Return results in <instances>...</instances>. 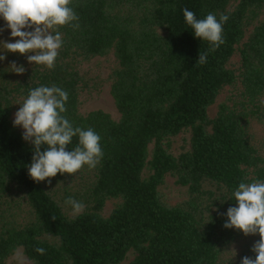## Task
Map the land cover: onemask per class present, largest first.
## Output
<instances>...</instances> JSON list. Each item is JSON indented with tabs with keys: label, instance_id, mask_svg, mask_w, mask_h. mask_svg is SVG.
Here are the masks:
<instances>
[{
	"label": "trees",
	"instance_id": "obj_1",
	"mask_svg": "<svg viewBox=\"0 0 264 264\" xmlns=\"http://www.w3.org/2000/svg\"><path fill=\"white\" fill-rule=\"evenodd\" d=\"M232 1L71 0L79 27L57 26L63 45L55 67L33 62L17 81L0 72V264L19 247L32 264H119L130 251L129 264H241L244 256L255 258L251 248L258 233L240 260L220 259L222 249L244 234L224 227L222 214L236 206L234 190L240 182L264 180V151L254 146L249 130L253 119L264 126V19L245 38L264 0L230 6ZM184 8L198 19L210 12L229 17L225 43L208 52L204 64L196 63L198 54L210 44L194 36ZM237 46L235 73L228 63ZM110 51L118 62L110 75L117 121L99 109L85 115L78 110L79 94L87 87L79 63ZM53 84L69 94L66 118L98 133L104 152L87 191L90 207L72 216L42 181L29 176L33 145L10 121L14 99L23 101L30 89ZM236 84L238 90L210 117L221 90ZM186 130L189 148L172 155L169 137ZM77 143L74 137L67 150ZM146 167L151 173L144 178ZM166 174L186 186V200L162 201L158 187ZM108 198L119 203L104 217L100 212ZM23 204L32 220L19 225L11 215Z\"/></svg>",
	"mask_w": 264,
	"mask_h": 264
},
{
	"label": "clouds",
	"instance_id": "obj_2",
	"mask_svg": "<svg viewBox=\"0 0 264 264\" xmlns=\"http://www.w3.org/2000/svg\"><path fill=\"white\" fill-rule=\"evenodd\" d=\"M70 4L71 0H0V17L11 29V37L19 38L15 42L0 40V49L20 54L34 52L27 55L29 63L53 69L58 50L63 45L57 26L79 27L78 23H73L79 18ZM182 11L186 24L194 30V36L210 44L208 51L198 54L196 63L204 64L208 52H214L225 43L223 25L229 17L221 13L217 18L215 13L210 12L203 19H198L193 11L187 8ZM3 30L0 28V32ZM4 59L6 54H0V61ZM10 68L17 74L26 71L16 61L10 62ZM68 98V92L55 84L41 85L29 90L14 113L13 126L22 127V138L33 145L28 174L37 183L55 177L58 172L74 174L84 165L95 168L104 156L101 136L91 127H74L64 115ZM261 103L264 104V101ZM74 137L78 138V143L69 151L67 147ZM43 145L47 147L42 151ZM47 183L51 184V180ZM233 197L236 206H230L222 214L227 216L224 227H234L245 235L258 233L260 236L251 248L255 258L244 256L241 264H264V180L240 182ZM65 203L72 207L75 214L81 213L85 207L71 196L65 199ZM52 219L56 217L52 216ZM35 251L43 255L46 250L36 247Z\"/></svg>",
	"mask_w": 264,
	"mask_h": 264
},
{
	"label": "rangeland",
	"instance_id": "obj_3",
	"mask_svg": "<svg viewBox=\"0 0 264 264\" xmlns=\"http://www.w3.org/2000/svg\"><path fill=\"white\" fill-rule=\"evenodd\" d=\"M238 0H233L230 6L237 3ZM264 19V9L258 11V19L253 20L252 25L248 26L245 38L250 33L252 26L256 22ZM0 28L4 30L0 32V40H7L9 42H15L18 37H11V29L6 27V21L0 17ZM23 30V29H22ZM31 30V29H28ZM240 46V45H239ZM239 46L232 57L229 60L228 67L232 69L235 73L239 70ZM0 54H6V59L0 61V72L5 75V77L10 81H17L22 78L23 74H17L11 71L10 62L16 61L17 65H23L28 68L32 63L27 60V55H33L34 52H29L26 54H20L17 52L18 57L10 58V51L0 49ZM118 67V62L110 51L105 56L94 57L88 60H83L79 63V72L82 80L87 84L86 89L82 90L79 94V113L82 115L87 114L92 110H102L108 113L112 119L117 121L120 115L115 107L114 100L110 93L111 79L110 75L114 69ZM239 88L238 84L234 86L224 87L215 103L209 107L208 113L210 117H214L216 113L217 104L219 102L225 101L226 97L237 91ZM264 101V97L262 98ZM21 98H16L13 101V108L10 115V121L13 125L14 113L19 109L22 103ZM250 134L252 136V143L256 146L260 152L264 151V126L258 120H251L249 125ZM18 131L23 133V128L20 126H15ZM190 131H183L175 136L169 137V151L172 155L177 156L181 152L186 151L189 148ZM153 144L148 147L149 159L150 153L152 151ZM95 168H89L84 165L80 170L74 174L69 173H57L55 177L46 178L42 181L43 185L50 190L56 201L61 206L63 212L72 216L75 215L73 209L70 205L65 203V199L69 196L74 197L77 201L82 202L85 207L83 211L90 207V202L87 197V191L95 180L94 177ZM151 173L149 167H146L143 171V177L146 178ZM51 180V184L47 183V180ZM158 192L162 201L168 205H175L181 203L188 198L186 186L179 185L176 183V179L171 174H166L162 184L158 187ZM119 203L118 199L108 198L104 201L100 214L107 217L111 211ZM82 211V212H83ZM11 219L19 224L24 225L32 220V213L28 205L23 204L19 209L14 211L11 215ZM254 242V235L241 234L237 240L226 245L220 254V259L222 261H237L243 256L244 248L247 244H252ZM134 257V253L130 251L125 259L119 264H129V262ZM4 264H32L30 260L25 256L23 249L21 247L17 248L12 255H10Z\"/></svg>",
	"mask_w": 264,
	"mask_h": 264
}]
</instances>
